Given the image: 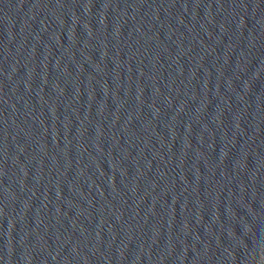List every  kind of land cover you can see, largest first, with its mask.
<instances>
[{
	"label": "water",
	"instance_id": "water-1",
	"mask_svg": "<svg viewBox=\"0 0 264 264\" xmlns=\"http://www.w3.org/2000/svg\"><path fill=\"white\" fill-rule=\"evenodd\" d=\"M0 264H264V0H0Z\"/></svg>",
	"mask_w": 264,
	"mask_h": 264
}]
</instances>
